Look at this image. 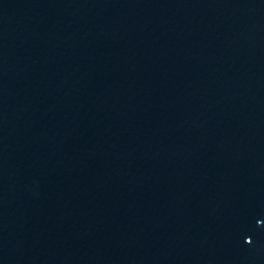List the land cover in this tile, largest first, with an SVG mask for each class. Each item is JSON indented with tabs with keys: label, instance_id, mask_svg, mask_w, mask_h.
<instances>
[{
	"label": "water",
	"instance_id": "95a60500",
	"mask_svg": "<svg viewBox=\"0 0 264 264\" xmlns=\"http://www.w3.org/2000/svg\"><path fill=\"white\" fill-rule=\"evenodd\" d=\"M0 264H264V0H0Z\"/></svg>",
	"mask_w": 264,
	"mask_h": 264
}]
</instances>
